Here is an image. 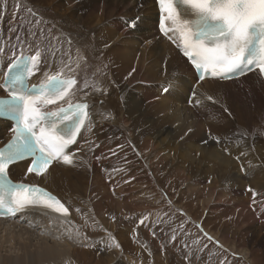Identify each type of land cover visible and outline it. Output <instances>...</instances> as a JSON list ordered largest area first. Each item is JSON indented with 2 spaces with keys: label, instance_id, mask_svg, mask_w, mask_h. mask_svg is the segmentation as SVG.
Here are the masks:
<instances>
[{
  "label": "bare ground",
  "instance_id": "1",
  "mask_svg": "<svg viewBox=\"0 0 264 264\" xmlns=\"http://www.w3.org/2000/svg\"><path fill=\"white\" fill-rule=\"evenodd\" d=\"M21 4L38 13L31 15L17 2L0 9V46L5 47L0 74L21 47L24 55H30L29 43L52 44L58 51L47 56L31 77L33 85L56 72L63 53L70 52L73 67L78 56L87 61V71H80V78L101 82L104 92L84 89L75 98L90 104L91 124L68 149L74 153L73 165H54L46 179L25 177L26 163L10 168L15 181L38 184L60 198L70 207L72 231L79 228L90 239H69L68 225L36 212L14 221L0 220V264H140V256L151 257L157 220L143 214L152 206L146 192L147 182L155 180L152 159L180 177L187 176L189 197L199 192L201 180L211 183L202 200L206 214L197 223L205 231L210 228L208 233L229 253L250 259V251L234 232L229 236L222 231L225 225L210 210L216 208L213 202L219 190L225 202L239 195L264 199V86L259 75L195 85L179 51L157 32L158 13L152 0H21ZM132 21L134 29L128 27ZM193 91L201 101L198 106ZM205 94L217 103L205 99ZM8 130L9 125L0 121V146L10 137ZM246 130L255 131L237 146L239 133ZM211 136L220 137L221 143ZM144 154L149 155V164L142 159ZM233 198L229 205L240 207L245 202L243 198L232 203ZM75 208L86 214L87 224ZM256 214L264 222V210ZM246 217L249 223H257L252 213ZM141 220L148 250L134 227ZM250 227L259 237L258 228ZM109 233L120 248L108 247ZM129 244L135 257L124 253Z\"/></svg>",
  "mask_w": 264,
  "mask_h": 264
},
{
  "label": "snow or ice",
  "instance_id": "2",
  "mask_svg": "<svg viewBox=\"0 0 264 264\" xmlns=\"http://www.w3.org/2000/svg\"><path fill=\"white\" fill-rule=\"evenodd\" d=\"M157 3L159 31L187 58L199 74V81L229 80L236 74L255 71L264 77V0H157ZM17 7H22L21 0H17ZM25 10L35 16L31 8ZM128 27L135 28V21L129 22ZM14 39L19 41L20 37ZM53 39L59 40L58 37ZM28 48L30 55L25 56L21 47L7 72L0 74L3 75L0 88L7 93V98H0V117L15 122L10 129L11 140L0 148V218L39 212L51 221L68 225L69 239L87 241L90 237L79 228L72 231L69 206L38 184L13 182L10 168L30 161L25 177L34 175L46 179L54 165H73L74 153H69L68 149L91 124L90 104L86 100L77 102L75 98L83 94L84 89L101 94L104 89L95 79L80 78V71H87V61L78 56L73 67L70 52L63 53L56 72L46 74L39 85L30 86L29 79L39 72L47 56L55 55L58 49L52 44L42 47L39 43H29ZM4 53L5 47L0 46V55ZM170 87L171 84L165 86L164 92ZM192 97L195 105L201 104L195 91ZM205 99L217 103L211 95L205 94ZM253 131L239 133L237 146ZM211 138L221 143L220 137ZM248 191L253 190L249 188ZM75 212L84 217L87 224L86 214L80 208H75ZM143 223L141 220L140 224ZM108 239L111 241L109 248H120L111 233ZM207 239L211 241L213 237Z\"/></svg>",
  "mask_w": 264,
  "mask_h": 264
},
{
  "label": "rangeland",
  "instance_id": "3",
  "mask_svg": "<svg viewBox=\"0 0 264 264\" xmlns=\"http://www.w3.org/2000/svg\"><path fill=\"white\" fill-rule=\"evenodd\" d=\"M14 2H17V0H0V9L4 7L7 9L11 8ZM141 6L143 5L141 4ZM22 7L29 6L22 5ZM34 11L38 13L37 10ZM148 156L144 154L142 157L147 164L150 163ZM152 160V170L155 176H153V179L155 180L148 181L146 189V192L149 193L147 200L152 202V206L143 215H150L153 219H156L157 225L154 228L153 246L150 245L151 257L140 256V264H251L249 261L251 259L255 262L254 264H264V222H260L262 218L256 214V212L263 214L264 206L262 205H264V199L258 200L260 202L258 203V201L252 200V195L251 197L239 195L238 197L229 196L227 197V202H225L223 201L225 197H220V190L214 196V198L217 197L218 199L214 200L213 204L216 208L210 210V215L218 216L220 223L222 222L221 224L225 225L222 231H226L229 236L234 232V236L239 238L243 247L250 251V259H245L238 254L229 253L216 238L208 233L210 228L205 231L201 224L197 223V218L206 214V212L203 213L202 203L205 200V190L211 183L208 180H201L202 185L199 192L196 193L195 190L192 192L195 196L189 197L191 193L187 188V176L180 177L173 168H163L158 163L159 161L157 162L156 159ZM16 177L18 178L19 176ZM115 190L118 191L117 189ZM231 197H235L232 203L243 198L245 202L238 204L240 207L233 204L229 205ZM211 204H209V207ZM184 205L187 210L183 208ZM243 211L246 212L243 213ZM194 212L196 215L191 217L190 213ZM251 213L257 223L256 221L253 224L249 223L246 215ZM137 214H139L138 211ZM143 224L138 222L136 225L134 224V227L135 231H140V243L143 242L144 249L148 250V244L146 241L144 242L146 234L142 231V228L145 230L146 228ZM250 225L258 228L256 232L260 235L259 237H255ZM212 230L216 231L215 229ZM131 231L134 232V229L131 228ZM208 236L213 237V240H208ZM127 237L129 238V236ZM132 245L129 244L128 249L124 252L125 254L129 256L135 255V250L129 249L130 247L132 248Z\"/></svg>",
  "mask_w": 264,
  "mask_h": 264
}]
</instances>
